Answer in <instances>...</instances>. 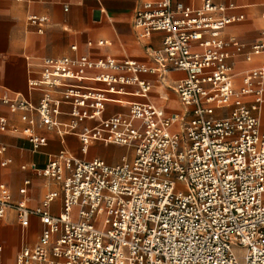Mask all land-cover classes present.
<instances>
[{"label":"built area","instance_id":"2783aa9c","mask_svg":"<svg viewBox=\"0 0 264 264\" xmlns=\"http://www.w3.org/2000/svg\"><path fill=\"white\" fill-rule=\"evenodd\" d=\"M233 9L213 0L199 8L146 2L134 16L139 37L167 34L160 48L151 49L155 67L131 58H46L40 77L28 82L31 92L42 94L38 104L21 96L3 99L12 112H23V134L34 152L47 140L35 133L31 113L57 134H77L84 154L92 142L125 147L129 154L112 165L61 150L46 166H34L35 174L57 182L61 191L47 193L37 209L25 200L12 203L2 185L0 253L3 220L13 209L24 230L33 216L44 226L16 264H264V30L248 52L235 37L224 39L228 26L244 20L229 15ZM28 21L42 33L48 20ZM241 55L262 61L239 83L229 60ZM94 69L99 73L88 76ZM177 72L186 76L171 88L184 111L167 113L152 102L154 83L143 75H156L165 85ZM107 102L129 111L103 119ZM87 121L98 124L79 131ZM5 150L0 147V154ZM28 186L26 180L22 195Z\"/></svg>","mask_w":264,"mask_h":264},{"label":"crops","instance_id":"0c3cea01","mask_svg":"<svg viewBox=\"0 0 264 264\" xmlns=\"http://www.w3.org/2000/svg\"><path fill=\"white\" fill-rule=\"evenodd\" d=\"M154 0H0V119H5V130L0 129V147L6 150L0 154V195L4 193L1 186L11 196L12 203L26 201L29 208L41 206L45 195L49 192H60L57 182L43 178L32 170L33 167H44L61 150H66L77 158L91 161L107 159L114 156L117 162L129 154L125 147L92 142L87 153L81 152V141L77 134L60 135L56 130H49L40 124L39 116L31 113L35 119V133L47 140L46 146L40 152L32 150L29 137L23 134L28 123L22 120L23 112H12L4 103L6 97L14 99L23 97L33 104H38L40 92H31L28 82L31 78H39L43 61L46 58L88 56L92 59L114 58L117 60L132 59L147 67H155L151 49L162 46L167 34L156 32L149 38H140L134 27V16L146 2ZM199 8L203 0H174ZM215 4L234 6L229 15H243L244 20L228 26L222 33L224 39L235 37L240 43L249 46L262 40L264 30V0H213ZM68 7V10H65ZM30 16L46 17L47 23L43 32L29 23ZM232 35V36H231ZM103 42L100 46L98 43ZM91 43V45H90ZM76 46L78 50L73 51ZM197 49V47H193ZM234 53V48H229ZM232 59V58H231ZM233 69L242 72L255 69L261 65V56H253L250 61L245 56L231 61ZM99 72L89 70L88 76H96ZM184 72L171 73L166 78V87L156 75H143L144 79L154 83L151 100L165 109L167 113H182L184 111L178 95L171 85L185 77ZM94 84V82H85ZM134 91V87L127 88ZM137 100V98L126 97ZM68 110L67 106L63 107ZM129 107L124 104L107 102L103 119L116 114H127ZM62 122L70 121L67 116L60 117ZM97 121L84 122V127H94ZM124 149V151L122 150ZM121 152V154H120ZM120 155H119V154ZM113 154V155H111ZM119 158H118V157ZM10 160L9 165H4ZM109 163V162H108ZM111 164V163H109ZM26 169H23V167ZM26 180L30 181L26 195L20 193ZM61 195L53 204V213L60 212ZM2 246L0 253L4 264H16V257L24 246L33 247L43 229L39 218L31 217L30 226L23 229L19 226L16 212L9 209L3 220ZM28 235V238H27ZM2 260V262H3Z\"/></svg>","mask_w":264,"mask_h":264},{"label":"rangeland","instance_id":"374dc122","mask_svg":"<svg viewBox=\"0 0 264 264\" xmlns=\"http://www.w3.org/2000/svg\"><path fill=\"white\" fill-rule=\"evenodd\" d=\"M232 36V35H231ZM236 59H239V56H233L232 57V59H231V61H233V60H236ZM232 68H233V65H232ZM250 70H245V71H242V72H238V71H236L235 70V68L233 69V74L235 75V77H236V80L240 83L241 81H242V78H243V76L247 73V72H249ZM123 151H124V149H122ZM119 154V153H118ZM120 154H121V152H120ZM119 154V155H120ZM111 155H113V154H111ZM118 157V156H117ZM119 158V157H118ZM107 161L109 162V163H111V164H113V163H116L117 162V160H116V158H114V156H111V158H109V159H107ZM27 238H28V235H27ZM3 260V259H2ZM3 264H4V260H3Z\"/></svg>","mask_w":264,"mask_h":264},{"label":"snow or ice","instance_id":"6c2138e0","mask_svg":"<svg viewBox=\"0 0 264 264\" xmlns=\"http://www.w3.org/2000/svg\"><path fill=\"white\" fill-rule=\"evenodd\" d=\"M227 211V209H225Z\"/></svg>","mask_w":264,"mask_h":264}]
</instances>
